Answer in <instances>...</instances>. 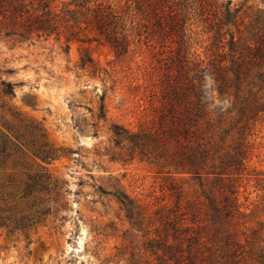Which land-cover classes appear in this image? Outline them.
<instances>
[{"label":"trees","instance_id":"obj_1","mask_svg":"<svg viewBox=\"0 0 264 264\" xmlns=\"http://www.w3.org/2000/svg\"><path fill=\"white\" fill-rule=\"evenodd\" d=\"M198 2L197 14L211 34L207 58L193 49V14L181 0H136L142 15L137 35L159 43L163 70L150 92V124L136 131L112 126L118 159L146 160L167 181L174 205L155 212L160 226L148 237L160 264H264V223L250 225L254 212L247 213L240 200L241 183L252 174L264 192L263 174L250 166L252 138L264 118V10L244 9L232 0L215 9L211 0ZM124 15L107 0H72L62 7L55 0H0V36L22 42L51 36L97 40L121 56L130 47ZM82 62L92 57L86 54ZM3 73L14 70L0 69V111L22 120L6 101L15 97L17 84L2 79ZM106 116L103 101L98 118ZM3 119L0 115V163L24 147L47 163L58 157L38 139L45 137L40 126L16 128ZM186 184L195 186L191 196ZM112 187L131 224L140 226L142 205ZM56 189L59 182L45 169L19 183L16 175L0 172V228L36 229L51 210L37 194Z\"/></svg>","mask_w":264,"mask_h":264},{"label":"rangeland","instance_id":"obj_2","mask_svg":"<svg viewBox=\"0 0 264 264\" xmlns=\"http://www.w3.org/2000/svg\"><path fill=\"white\" fill-rule=\"evenodd\" d=\"M107 1L125 14L130 47L121 56L110 44L97 40L67 42L63 36H51L22 42L0 36V69L14 70L1 78L17 84L15 97L6 101L22 120L6 111L0 115L16 128L31 122L40 126L45 137L38 139L58 154L47 163L24 147L0 163V172L16 175L19 183L28 174L45 169L59 182V189L37 194L51 210L36 229L8 233L0 228V264H160L149 250L148 237L160 226L155 212L174 205L165 188L167 181L146 160L118 159L120 151L112 132L115 124L133 131L150 124V92L158 88L163 70L156 54L160 46L137 35L142 15L137 13L136 0ZM211 1L212 9L228 2ZM232 1L244 9L264 10V0ZM70 2L55 0V5ZM181 2L193 14L189 26L193 49L207 58L211 34L197 14L199 2ZM86 54L92 62L84 65ZM103 101L106 120L98 118ZM252 140L250 166L263 177L264 118ZM241 185L243 208L254 212L250 225L264 223V192L256 176H246ZM112 186L142 205L145 218L140 226L131 224L111 194ZM185 188L191 196L195 186L186 184ZM22 208L28 207L23 204Z\"/></svg>","mask_w":264,"mask_h":264}]
</instances>
